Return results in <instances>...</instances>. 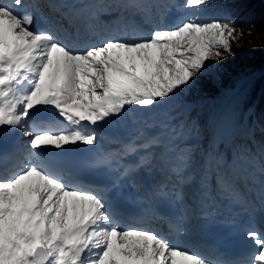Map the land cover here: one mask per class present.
<instances>
[{
    "label": "snow or ice",
    "instance_id": "6c2138e0",
    "mask_svg": "<svg viewBox=\"0 0 264 264\" xmlns=\"http://www.w3.org/2000/svg\"><path fill=\"white\" fill-rule=\"evenodd\" d=\"M211 3L184 0L194 12L170 27L150 0L0 3V140L29 138L0 153L15 169L0 178V264H242L121 226L125 204L176 237L211 230L220 207L264 211V144L238 143L250 136L230 119L201 128L184 103L245 34L230 13L200 22ZM247 237L264 264V234Z\"/></svg>",
    "mask_w": 264,
    "mask_h": 264
},
{
    "label": "trees",
    "instance_id": "16d2710c",
    "mask_svg": "<svg viewBox=\"0 0 264 264\" xmlns=\"http://www.w3.org/2000/svg\"><path fill=\"white\" fill-rule=\"evenodd\" d=\"M227 8V13H226ZM194 10L188 9L189 16ZM209 15V20L226 19L228 13L235 20L237 26L244 29V36L240 38V46L237 47L240 64L238 67H230L229 76L217 83L212 76L203 75L196 81V86L184 95V103L192 106L197 102L200 106L221 93L223 89H237L246 79L250 78L246 97L242 100L240 114L237 115L241 126L238 128L250 138L238 136V143H247L255 151L257 144H264V0H240L238 3L232 0H212L206 8L202 9ZM251 30L252 35L248 36ZM258 34L257 40L253 35ZM254 40L255 43L252 41ZM247 45L251 46L249 54L244 52ZM238 52V53H237ZM225 80L224 84L222 81ZM191 108V107H190ZM195 108L188 114L191 119L195 115ZM254 139L253 143L251 139ZM221 151L224 146L221 145Z\"/></svg>",
    "mask_w": 264,
    "mask_h": 264
},
{
    "label": "rangeland",
    "instance_id": "374dc122",
    "mask_svg": "<svg viewBox=\"0 0 264 264\" xmlns=\"http://www.w3.org/2000/svg\"><path fill=\"white\" fill-rule=\"evenodd\" d=\"M163 2L165 5V10H164L165 16L163 17V24L158 23L157 16H155L156 18L153 21L154 24L162 27V25H165L164 24L165 20H166V23H168V25L170 24V17L167 20V16H168L167 10H170L169 8L172 9L169 11L170 13L172 11H175V12L178 11L179 12L180 19L177 22H182L183 20H185L189 17V16H185L184 10L186 8L183 7L184 0L182 2H179V3H178V0H163ZM198 16H199L200 22H209L210 21L208 18L209 15L206 14L205 12H202V10L198 13ZM145 27L147 28L148 31H151V25H145ZM149 34H150V32L146 33V35H149ZM253 37H256L255 40H257L258 37H260V36L258 34H255V35H253ZM252 41L255 43L254 40H252ZM250 47L251 46L247 45V47L244 49V52H248L250 54L251 53ZM237 49H238L237 46L234 44L233 50L236 52V51H238ZM239 64H240V60H239L238 54H236L233 57H228L227 59L222 60L219 65L213 64L212 65L213 73L209 76H212L217 83L221 84V80L223 79V77L226 79L227 76H229V73L227 70L230 67L236 68L239 66ZM248 81H250V78L246 79V81L243 82V84L247 83ZM224 82H225V80L222 81L223 84H224ZM241 88H239L237 90H235L234 88L233 89H223V91L221 93H219L218 95H216L215 97H213L211 99H208L207 102L202 106H200V104L197 102H193L192 106L189 105L191 108L189 109L188 114L191 112L192 108L193 109L195 108L196 113H195V115H193L192 120L197 121V123L200 125L201 128L210 129V122L215 120V119H220L221 122L224 121L225 119H230L233 126L238 129L242 126H241L240 122H238L239 119H238L237 115L240 114V111H241L240 107L242 106V104H241L242 100H244V98L247 95L246 94L247 89L245 90L243 88L241 90ZM230 92L235 93V94H232L234 98L231 101L227 102V105H226L227 107L225 106L224 109L220 113L214 115V112L212 111V109H213V106H214L215 102L217 101V99L223 97L226 93H230ZM237 92H240V93L238 94ZM57 117L58 116H56L55 118H57ZM114 132L119 134V135L121 134L120 129L114 130ZM24 141H25V139H24ZM254 221H257L256 216H254ZM181 237H184V236H181ZM176 243H180V240L176 241Z\"/></svg>",
    "mask_w": 264,
    "mask_h": 264
},
{
    "label": "bare ground",
    "instance_id": "6f19581e",
    "mask_svg": "<svg viewBox=\"0 0 264 264\" xmlns=\"http://www.w3.org/2000/svg\"><path fill=\"white\" fill-rule=\"evenodd\" d=\"M251 81H248L247 83H244V84H241L237 89H239V88H241V90L243 89V88H245L249 83H250ZM236 89V90H237ZM241 92V91H240ZM240 92H237L238 94L240 93ZM234 98V97H233ZM55 116H53L52 118H54ZM61 119V118H60ZM173 244H175V241L174 242H172Z\"/></svg>",
    "mask_w": 264,
    "mask_h": 264
}]
</instances>
